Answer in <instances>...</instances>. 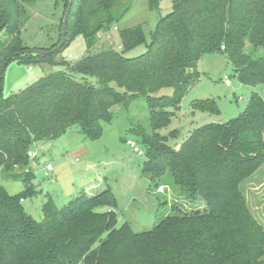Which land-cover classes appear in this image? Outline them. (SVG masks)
Wrapping results in <instances>:
<instances>
[{
    "label": "trees",
    "instance_id": "1",
    "mask_svg": "<svg viewBox=\"0 0 264 264\" xmlns=\"http://www.w3.org/2000/svg\"><path fill=\"white\" fill-rule=\"evenodd\" d=\"M118 1L69 0L65 38L62 28L60 43L37 53L21 40V0H0V87L6 61L63 66L6 98L0 92V264H264V225L241 189L264 164V97L253 91L239 116L200 125L178 148L161 133L200 80L205 54L226 53L242 83L264 87V56L245 50L247 43L264 50V0H174L141 55H126L146 42L141 25L120 31L118 49L112 44L91 52L100 31H111L128 9H118ZM77 34L88 53L75 62L58 58ZM163 88L173 93L156 96ZM138 97L151 110L152 131L141 125L135 130L150 188L169 176L186 201L201 197L206 207L188 212L175 200L172 212L151 229L135 231L129 221L120 223L108 188L97 195L84 190L61 208L48 196L41 221L27 213L21 202L40 192L31 145L56 140L75 126L97 139L103 122L114 119L112 107ZM193 106L218 111L214 99ZM4 180L22 181L23 193L10 194Z\"/></svg>",
    "mask_w": 264,
    "mask_h": 264
},
{
    "label": "rangeland",
    "instance_id": "2",
    "mask_svg": "<svg viewBox=\"0 0 264 264\" xmlns=\"http://www.w3.org/2000/svg\"><path fill=\"white\" fill-rule=\"evenodd\" d=\"M25 9L22 17L20 35L23 44L33 50L50 49L57 46L62 38V28L69 0H21ZM174 0H119L117 8L128 9L111 26L112 36L108 39L99 33L98 43L91 52H98L113 44L120 46V31L141 25L146 42L127 52L128 56H138L147 50L151 33L159 20L173 10ZM69 17V16H68ZM115 26L118 29H115ZM5 37L0 33V40ZM245 50L257 57L264 56V50L247 43ZM86 41L77 34L58 58L75 62L88 53ZM72 54V58L68 55ZM31 68V69H30ZM63 69L62 65L50 66L47 63L28 64L17 60L7 64L3 74L2 93L6 98L19 92L42 76ZM200 80L189 90L180 102L177 115L171 124L161 130L168 143L178 148L190 133L202 124L226 122L239 116L248 104L253 91L264 97V87L242 83L234 64L226 53L205 54L199 62ZM230 80L231 84H227ZM117 89L122 91L119 87ZM172 88H163L156 96L171 95ZM214 99L217 112L202 111L194 108L198 100ZM114 119L103 122L102 135L91 139L84 135L78 126L69 129L60 138L31 145V151L37 157L30 160L35 174L36 195L27 194L21 202L22 207L37 221L44 218L43 204L52 197L61 208L69 199L86 191L97 195L110 188L118 201L116 207L120 223L129 221L135 231L151 229L163 217L172 212L175 200L182 208L190 212L206 207V202L198 197L194 202L186 201L170 177L160 187L150 188V180L143 175L142 168L146 160L145 148L140 136L135 134L141 125L147 132L152 131L151 110L143 97H138L129 105L116 104L111 109ZM172 131H175L174 133ZM131 138L141 147L143 154L133 151L125 139ZM52 163L53 171L46 170V164ZM3 184L10 194L20 195L24 191L22 181L4 180ZM252 214L264 225V164L241 184ZM89 194V193H88ZM91 194V195H92Z\"/></svg>",
    "mask_w": 264,
    "mask_h": 264
},
{
    "label": "built area",
    "instance_id": "3",
    "mask_svg": "<svg viewBox=\"0 0 264 264\" xmlns=\"http://www.w3.org/2000/svg\"><path fill=\"white\" fill-rule=\"evenodd\" d=\"M117 28V26H115V29ZM105 34V36L109 39L111 38L112 34H111V31L108 30V31H104L103 32V35ZM222 48L224 49V46H222ZM73 55L72 54H69V58H72ZM227 84H231L230 80H227ZM127 145H129L134 152L136 153H139V154H143V151L141 149V147L137 144V142L131 138L127 139L126 141ZM28 155L31 159H34L37 157V153L36 152H33V151H29L28 152ZM53 164L52 163H47L46 164V170L47 171H52L53 170Z\"/></svg>",
    "mask_w": 264,
    "mask_h": 264
},
{
    "label": "water",
    "instance_id": "4",
    "mask_svg": "<svg viewBox=\"0 0 264 264\" xmlns=\"http://www.w3.org/2000/svg\"><path fill=\"white\" fill-rule=\"evenodd\" d=\"M68 16H69V11L67 12L66 17H65V20H64V23H63V34H64V37L63 38H65L66 33H67ZM62 43H63V41L61 42V44ZM35 52L40 53V51H38V50H35ZM7 64H8V61L4 62V64L2 65V68H1L2 71L5 70ZM1 80H2V78H1ZM1 91H2V86L0 87V92ZM0 96H1V94H0Z\"/></svg>",
    "mask_w": 264,
    "mask_h": 264
},
{
    "label": "crops",
    "instance_id": "5",
    "mask_svg": "<svg viewBox=\"0 0 264 264\" xmlns=\"http://www.w3.org/2000/svg\"><path fill=\"white\" fill-rule=\"evenodd\" d=\"M31 69V68H30ZM49 145H50V143H51V141L50 142H47ZM54 167V166H53ZM53 170H54V168H53ZM52 170V171H53ZM87 193H89V195H91L92 193H90V192H87ZM93 195V194H92Z\"/></svg>",
    "mask_w": 264,
    "mask_h": 264
}]
</instances>
